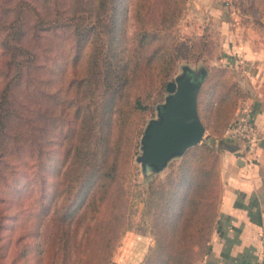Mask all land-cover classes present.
I'll use <instances>...</instances> for the list:
<instances>
[{
	"label": "trees",
	"instance_id": "obj_1",
	"mask_svg": "<svg viewBox=\"0 0 264 264\" xmlns=\"http://www.w3.org/2000/svg\"><path fill=\"white\" fill-rule=\"evenodd\" d=\"M187 1L17 0L16 18L0 20L10 28L5 46L8 37L14 41L12 76L0 88V264H116L112 255L131 226L132 203L129 168L110 138L113 121H120V101L138 78L154 77L166 89L176 60L194 57L176 29ZM233 1L243 10L244 1ZM49 35L73 40L74 61L86 52L87 67L83 77L44 93L52 76L38 74L33 48ZM143 92L131 107L142 106ZM240 96L212 134L220 137ZM65 124L55 135L53 128ZM207 139L188 149L158 188L150 186L146 206L155 190L161 203L152 224L155 244L141 264H196L206 254L219 179V149ZM55 140L65 143L62 157Z\"/></svg>",
	"mask_w": 264,
	"mask_h": 264
},
{
	"label": "rangeland",
	"instance_id": "obj_2",
	"mask_svg": "<svg viewBox=\"0 0 264 264\" xmlns=\"http://www.w3.org/2000/svg\"><path fill=\"white\" fill-rule=\"evenodd\" d=\"M32 1L36 2V0ZM16 2L17 0H0V20L2 23L8 24L9 21L16 18V14L13 12V6ZM233 5L237 6L234 1ZM196 9L198 8L193 6L192 0H188L183 15L176 26L180 37L184 36L187 38L190 51L195 53V55L189 61L183 59L176 60V64L170 71L172 72L170 79H174L176 75L182 73V67L185 64L189 65L195 72H198L201 66L206 67L207 72L198 92L199 104L197 106L199 105L200 119L205 126L203 137L199 143L210 137L207 139L210 143H206L216 148V141L213 139H217L218 133L212 134L210 130L212 128L216 130L224 124L229 111L235 106L236 97H239L241 94L236 90L235 85L232 84V73L220 61L222 50L220 48L221 42L218 30L212 25L203 26L201 20L203 12L200 11V8L199 12ZM135 28L136 22L131 11L128 16V34L131 35L135 31ZM9 29V27L0 26V88L11 79L8 77L12 76L13 66L10 67L9 65V53L12 48L10 49L8 46H13L14 41L8 37L9 42L7 46H5L3 41L4 37H6V30ZM202 34L204 40L198 38ZM94 39L101 41V37L96 34ZM30 40L29 42L32 44L33 42ZM36 41L33 51L37 55V62L42 66L38 70V74L44 77L52 76L50 86L48 88L44 87V89L42 87L44 93L49 92L50 88L55 90L61 86V83L65 85L72 76L75 79H79L85 75L88 54L82 52L76 61H74V51L70 49L74 45L73 40L64 39L63 43L61 38L49 35L45 39L38 38ZM24 44H28V41L24 42ZM26 53L25 49L20 50L18 58L23 59ZM97 55L100 58L102 53L97 52ZM24 88L22 84L17 91L22 93ZM141 90L144 91L141 94L142 106L131 107L133 97L139 94ZM167 93L168 91L165 87L162 89L161 84L156 78L153 77L149 81L146 76L141 79L138 78L131 85L124 99L120 101L121 122L113 121L110 138L111 141L119 145L122 152L120 158L124 161L126 160L122 165H126V168H129L127 186L128 197L132 203L130 214L131 226L124 231L120 243L112 255V259L116 264H141L149 249L155 244V234L152 224L154 220H158L157 211H159L158 207L161 203V198L160 193L155 190L151 193L152 203L146 206L148 195L150 194L148 191H151L150 186L153 189H156L155 187L158 188L160 183L164 181L167 172L178 165L186 151L191 148H188L183 154L171 158L166 166L158 171L144 170L141 161L137 159V156L141 153L140 139L144 128L151 119L158 118L157 106L164 101ZM42 103V111L44 112L46 110L45 97ZM116 115H118V111ZM64 126L66 124L54 127L55 135ZM54 143L60 148L59 157H62L65 143L62 146H59L56 140ZM214 150L216 152V149ZM217 185L218 193L216 200L218 203L220 194L219 179ZM0 208H2V205H0Z\"/></svg>",
	"mask_w": 264,
	"mask_h": 264
},
{
	"label": "crops",
	"instance_id": "obj_3",
	"mask_svg": "<svg viewBox=\"0 0 264 264\" xmlns=\"http://www.w3.org/2000/svg\"><path fill=\"white\" fill-rule=\"evenodd\" d=\"M242 1L241 11L233 0L192 4L203 12V26L218 30L220 61L232 73L251 119L264 130V0ZM241 110L239 106L232 120ZM214 141L219 149L217 216L208 250L196 264H264V139L252 164L243 161L242 141Z\"/></svg>",
	"mask_w": 264,
	"mask_h": 264
},
{
	"label": "water",
	"instance_id": "obj_4",
	"mask_svg": "<svg viewBox=\"0 0 264 264\" xmlns=\"http://www.w3.org/2000/svg\"><path fill=\"white\" fill-rule=\"evenodd\" d=\"M204 66L195 72L189 65L167 81V95L157 106V119H151L141 136V153L137 159L144 170H160L174 156L199 143L205 126L198 114L197 100Z\"/></svg>",
	"mask_w": 264,
	"mask_h": 264
},
{
	"label": "built area",
	"instance_id": "obj_5",
	"mask_svg": "<svg viewBox=\"0 0 264 264\" xmlns=\"http://www.w3.org/2000/svg\"><path fill=\"white\" fill-rule=\"evenodd\" d=\"M241 113L223 129L219 140H240L243 143V161L252 164L256 158V147L264 139V130L257 128L251 119L248 107L240 101Z\"/></svg>",
	"mask_w": 264,
	"mask_h": 264
}]
</instances>
